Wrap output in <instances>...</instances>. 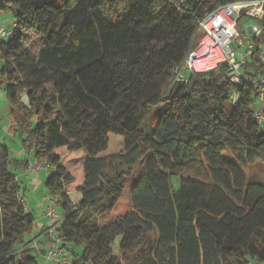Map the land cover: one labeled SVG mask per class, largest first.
Masks as SVG:
<instances>
[{"label":"trees","instance_id":"trees-1","mask_svg":"<svg viewBox=\"0 0 264 264\" xmlns=\"http://www.w3.org/2000/svg\"><path fill=\"white\" fill-rule=\"evenodd\" d=\"M236 1L0 0V17L15 18L8 39L0 35V83L27 133L24 159L0 143V264H40L19 246L35 230L19 179L31 158L55 167L45 187L66 211L71 264H126L120 254L148 235L139 264L264 261V182L245 170L264 161L258 88L227 81L224 66L175 82L203 35L198 20ZM244 72L258 78L264 66L252 58ZM111 133L124 149L98 157ZM61 147L88 154L76 201ZM139 166L131 210L101 226Z\"/></svg>","mask_w":264,"mask_h":264},{"label":"built area","instance_id":"built-area-1","mask_svg":"<svg viewBox=\"0 0 264 264\" xmlns=\"http://www.w3.org/2000/svg\"><path fill=\"white\" fill-rule=\"evenodd\" d=\"M253 10L257 12L254 13ZM243 13L262 23L248 27L247 42H240L241 48L237 52L232 44ZM199 31L203 32V35L196 45L191 47L183 64L178 68L176 81L188 80V77L182 74L185 66L190 75L210 74L224 66L226 67L227 81L237 85L249 82L258 88L254 117L256 121L264 124V75L249 80L244 72V66L252 58L257 59L264 66V0H241L210 8L198 20ZM9 34L11 31L0 28L1 36ZM196 38L197 35L195 40ZM233 100L234 103L237 102V95H234ZM47 167L50 170L55 169L45 161L31 158L27 174L37 177L39 172ZM57 205V200L50 197L45 212L50 220V225L45 234L52 239L54 244L47 251L46 258L54 264H71V257L62 247L60 231L66 217L58 216ZM74 211H76V202L72 209V212ZM249 264H264V261L251 260Z\"/></svg>","mask_w":264,"mask_h":264},{"label":"rangeland","instance_id":"rangeland-1","mask_svg":"<svg viewBox=\"0 0 264 264\" xmlns=\"http://www.w3.org/2000/svg\"><path fill=\"white\" fill-rule=\"evenodd\" d=\"M15 18L12 14H3L0 17V28H4L5 30H9L12 28L14 24ZM262 22L256 18L242 14L237 26V31L235 34V38L233 41V48L239 52L241 48V43H246V36L249 34L248 27L251 25H259ZM4 39H8L4 37ZM182 74L189 77L190 72L185 66L182 70ZM2 80V78H0ZM176 81V79H175ZM160 107L157 109L156 113H159ZM158 116V115H157ZM15 118L11 114V107L6 97L5 85L0 83V143L6 145L11 150V154L14 157L19 159H24L26 157V152L23 144V140L27 137L26 132H21L17 125H15ZM124 149V137L116 134H109V144L108 146L99 151L97 156L103 157L113 153H119ZM56 153L61 158V164L64 165L68 171L74 176L75 182L69 186H67V191L70 193V197L76 201L80 197V193L78 192V188L85 179L84 173V163L88 157V154L84 150L79 151H69L67 147H61L56 150ZM248 176V181H262L264 182V161H258L254 164H250L245 168ZM47 177L50 174V169L45 168ZM49 172V173H48ZM140 176V166L137 168L136 173L128 178L124 193L116 205L111 209V211L102 219L99 220V224L101 226L114 222L117 219L122 218L131 210L130 197L131 191L134 185L137 183L138 178ZM22 183V181H21ZM178 186V179H175L173 182V189H176ZM21 194L25 200V204L27 209L30 210L32 214H34L36 219V224L38 226V222L43 220L44 215V207L45 203L47 206L49 204V199L47 197V193L43 192V190H35L29 189L28 185L22 184ZM57 213L58 216H64L66 213L64 209H62L59 205H57ZM36 226V227H37ZM35 227V228H36ZM41 232V231H40ZM39 232V233H40ZM38 233H33L28 237L27 240L24 239V244H20V249L25 247L30 239L34 238ZM150 236H146L141 242L138 243L136 248L129 254L122 253L120 254L122 260L126 264H139L141 261V253L139 250L144 246L146 240ZM32 245V244H31ZM49 246V245H48ZM115 252L117 254L120 253L118 241L114 245ZM37 256L40 264H54L49 262L47 258L43 256L42 253H34Z\"/></svg>","mask_w":264,"mask_h":264},{"label":"crops","instance_id":"crops-1","mask_svg":"<svg viewBox=\"0 0 264 264\" xmlns=\"http://www.w3.org/2000/svg\"><path fill=\"white\" fill-rule=\"evenodd\" d=\"M14 23H15V21H14ZM19 179H20V181H22V184L28 185V188L33 189V191L41 189V190H43V192H46L47 197L45 198V202H46V199L48 200V198H50V195H49V193L45 187V181L47 179L45 169L41 170L37 177H33V176L28 175L27 171L20 172L19 173ZM77 200H79V198ZM47 207H48L47 203H45V207H44V211H43L44 212L43 220H40V223L38 222V226H37L36 220H35V227L36 226L37 227L35 228L34 233H38V234L34 238L27 241V243H28L27 245L32 244L31 246L34 249V253L35 252L38 254L42 253L45 258H46L45 253L47 252V250L49 248H51L53 246V241L51 240V238L49 236L45 235L46 229L50 225V220L45 214ZM65 214H63V215L65 216ZM27 238L28 237H25V240H27Z\"/></svg>","mask_w":264,"mask_h":264},{"label":"bare ground","instance_id":"bare-ground-1","mask_svg":"<svg viewBox=\"0 0 264 264\" xmlns=\"http://www.w3.org/2000/svg\"><path fill=\"white\" fill-rule=\"evenodd\" d=\"M253 12L256 13L257 11H254V10H253Z\"/></svg>","mask_w":264,"mask_h":264},{"label":"water","instance_id":"water-1","mask_svg":"<svg viewBox=\"0 0 264 264\" xmlns=\"http://www.w3.org/2000/svg\"><path fill=\"white\" fill-rule=\"evenodd\" d=\"M195 40V39H194ZM176 82V81H175ZM175 82L173 83V85L175 84Z\"/></svg>","mask_w":264,"mask_h":264}]
</instances>
